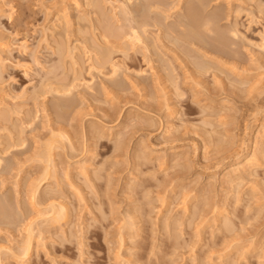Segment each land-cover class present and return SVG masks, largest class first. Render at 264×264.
Here are the masks:
<instances>
[{
  "label": "rangeland",
  "instance_id": "1",
  "mask_svg": "<svg viewBox=\"0 0 264 264\" xmlns=\"http://www.w3.org/2000/svg\"><path fill=\"white\" fill-rule=\"evenodd\" d=\"M94 1L101 3V12L108 16L117 0ZM118 1L130 5L127 0ZM161 1L165 9L171 7L169 13L152 10L153 0L131 2L135 11L131 18L151 24L144 36L152 52L137 43V48L134 45L126 53L120 42L116 45L111 39L106 44L108 40L102 38L99 28L100 11L87 6L85 0H0V113L7 118L5 122L0 117L1 264H264V145L259 167L243 175V180L229 186L221 179L224 169L250 153V140L264 126V51L259 49H264V0H205L203 8L199 0ZM118 4L114 6L122 7ZM188 10H197L200 24L207 17L215 20V34L205 36L206 49L184 38L178 39L179 47L174 44L177 34L173 36L170 30L181 33L177 19ZM111 15L108 18L114 27L122 26L123 19L127 24L126 19H131L121 15L116 20ZM153 20L160 26L154 27ZM234 23L242 38L228 33ZM155 43L158 48H153ZM59 44H63L65 54ZM67 46L72 47L68 50L76 54L74 57L65 56ZM107 47H113V61L123 66H118L120 71L115 76L109 65L101 68L102 73L92 67L98 56L89 50L107 51ZM62 60L67 65L62 67ZM196 64L212 69L208 67L203 76L198 71V75ZM52 68H56L54 72ZM74 81L83 83L74 84L67 96L50 93L49 87H74ZM84 81L92 82L91 90ZM21 93L23 97H19ZM37 97L41 99L34 103ZM61 130L71 140H61L56 146L53 158L57 168H50L55 176L50 174L51 178L42 180L38 194L39 202L66 205L67 217L54 226L39 218L37 209L42 207L32 204L26 188L44 176L48 163L39 158L46 153L44 145L52 138L48 136ZM80 164H87L88 170ZM204 208L210 209L208 214ZM126 213L133 215L132 221L139 220L133 222L135 229L129 224L128 231L133 232L124 229L126 222L132 224ZM226 218L233 231L225 230ZM29 221L34 227L38 223L39 230L35 231L33 251L23 262L20 244L32 224ZM121 236L125 238L123 244ZM7 249L21 250L15 252L19 257Z\"/></svg>",
  "mask_w": 264,
  "mask_h": 264
},
{
  "label": "bare ground",
  "instance_id": "2",
  "mask_svg": "<svg viewBox=\"0 0 264 264\" xmlns=\"http://www.w3.org/2000/svg\"><path fill=\"white\" fill-rule=\"evenodd\" d=\"M104 1V0H103ZM118 1V0H117ZM117 1H115L116 3H113L114 5L115 4H118L119 3V1L117 2ZM122 1V0H121ZM133 0H127V3L128 4H130L131 5V2H132ZM142 1V0H141ZM184 1V0H183ZM189 1V0H188ZM204 1L205 0H199L198 2H199V4H200V6L203 8V6H204ZM85 2H86V5L87 6H92V8H93V6H94V8L97 10V12H99L98 14H99V28H101V30H102V38H104V39H106V40H108L107 42H106V44H108L109 45V43H111V39H113L114 40V42L115 43H117L116 45H119L118 43L120 42V44H122V45H120L121 47H122V49L124 50V51H126V53H127V50H130L131 49V47L133 46V47H135L136 46V44L137 45H139V44H143L145 47H143V49H146L145 51L146 52H149V51H151L150 49H149V43L148 42H145L146 41V38L145 37H147V36H144V35H146V33H147V30H146V27L148 28V26H150L151 24H149L148 23V21L147 20H142V21H136L135 20V18H131V14H134L135 13V11L130 7V5L128 6L127 4L125 5L124 4V6H123V3L122 4H118V6L120 5H122V7H117V5L116 6H114V5H111L112 6V8H110L111 10H112V15H113V18H116V20H118V18H119V16H121V15H124V17L126 16L127 17V15L131 18V19H129V18H127L126 19V22H128V24L127 23H124L125 21V19H123V21H122V26H116V27H114V25H112L113 23H111V19H109L108 18V16H110V15H105L104 13H102L101 12V8L102 7H100L101 6V3L99 2V1H94V0H85ZM110 2V1H109ZM135 2H136V0H135ZM105 3V2H104ZM108 2H106V4H107ZM137 3V2H136ZM83 4V3H82ZM85 4V3H84ZM105 4V6L106 7H108L109 6V3H108V5H106ZM110 4H111V2H110ZM134 4V3H133ZM86 5H85V7H86ZM239 5V4H238ZM102 6H103V3H102ZM208 6V5H207ZM145 7V6H144ZM149 7V6H148ZM167 7H169V6H167ZM118 8H121L122 10H117ZM171 8V7H170ZM165 9L164 7H163V5H162V1L161 0H153V2H151V9L152 10H156L157 12L158 11H160V13L158 12V14H164V13H169V11L171 10V9ZM150 9V8H149ZM198 9H201L200 7L198 8ZM238 9V8H237ZM89 10H90V8H89ZM107 10V9H106ZM184 10V9H183ZM190 10V9H189ZM188 10V12H187V14L186 15H182V16H178L179 18L177 19V23H176V25H178V28H179V30H181V33H179L178 31H176V30H174V29H171L170 31H171V33H170V31H169V33L170 34H174V33H176L177 34V37L175 38V41H174V44L176 45V46H178L179 44H178V42H180V41H178V39H181V38H184V39H188V40H191V42L192 43H194V44H197L198 46H201V47H199V48H202V49H206V47H207V40L205 39V36L207 35V34H213L214 33V24L213 23H215V20H214V18H212V17H207L206 19H205V21H203V24H200V22L198 21L197 22V20H196V17H197V10H191V11H189ZM233 10V9H232ZM93 11H94V9H93ZM199 11V10H198ZM80 12V11H79ZM95 12V11H94ZM96 12V13H97ZM137 12V11H136ZM182 12V11H181ZM234 12V11H233ZM96 13H95V15H96ZM150 13V12H149ZM183 13V12H182ZM235 13H237V11L235 12ZM234 13V14H235ZM59 14V13H58ZM65 14V13H64ZM94 14V13H93ZM130 14V15H129ZM203 14H205V13H203ZM238 14V16H239V12L237 13ZM241 14V13H240ZM65 15H67V14H65ZM80 15V14H79ZM82 15V14H81ZM111 15V16H112ZM236 15V14H235ZM234 15V16H235ZM59 15H57V17H58ZM61 16H62V14H61ZM165 16V15H164ZM166 16H168V14L166 15ZM165 16V17H166ZM170 16V15H169ZM168 16V17H169ZM67 17V16H66ZM98 17V16H97ZM132 17H133V15H132ZM173 17V16H172ZM236 17H237V15H236ZM61 19V17H58V19ZM64 18V17H63ZM86 18V17H85ZM145 18H146V16H145ZM167 18V17H166ZM165 18V19H166ZM94 19H96V18H94ZM98 19V18H97ZM96 19V20H97ZM129 19V20H128ZM153 19V18H152ZM164 19V18H163ZM164 19V20H165ZM168 19V18H167ZM166 19V20H167ZM57 20V19H56ZM86 20V19H85ZM115 20V19H114ZM115 20V21H116ZM141 20V19H140ZM61 21V20H60ZM66 21H67V19H66ZM66 21L65 22H63V23H66ZM87 21V20H86ZM92 21V20H91ZM90 21V22H91ZM154 21V20H153ZM59 21H57V23H58ZM119 22V21H118ZM157 24H155V23ZM153 23H154V27H157L158 25L160 26V22H158L157 20H155ZM234 22V21H233ZM59 23H61V22H59ZM70 23V22H69ZM114 23H116V22H114ZM167 23V22H166ZM71 24V23H70ZM118 24V23H117ZM121 24V23H120ZM61 25H62V23H61ZM66 25V24H65ZM94 25H95V23H94ZM236 24L234 23V25L232 26V29H229V31H228V33H231V35L235 38V37H239V35L241 36L240 38H242V35L241 34H239L240 33V31L238 30V28L235 26ZM158 26V27H159ZM238 26V25H237ZM151 27V26H150ZM149 27V28H150ZM67 28V27H66ZM92 28V27H91ZM242 29V28H241ZM92 30V29H91ZM162 30V29H161ZM89 31V30H88ZM94 31V30H93ZM66 32H67V30H66ZM78 32V31H77ZM82 32H84V31H82ZM100 32V31H99ZM85 33V32H84ZM95 33V32H94ZM82 34V33H81ZM215 34V33H214ZM213 34V35H214ZM93 35V34H92ZM171 35V36H172ZM223 35H224V33H223ZM230 35V36H231ZM264 35V34H263ZM262 35V36H263ZM47 36V35H46ZM53 36V35H52ZM171 36H170V38H171ZM173 36H175V35H173ZM261 36V37H262ZM54 37V36H53ZM94 37V36H93ZM155 37H157L158 38V36H155ZM167 37V36H166ZM245 37V36H244ZM99 38V37H98ZM263 39H264V36L262 37ZM45 39H47V38H45ZM55 39V38H54ZM86 39V38H85ZM95 40H96V38H94ZM153 39V38H152ZM183 39V40H184ZM218 39V38H217ZM247 38L245 37L243 40H246ZM50 40V39H49ZM56 40V39H55ZM63 40V39H62ZM81 40V39H80ZM91 40V39H90ZM157 40V39H156ZM160 40V39H159ZM172 40V39H171ZM54 41V40H53ZM65 41V40H64ZM67 41V40H66ZM94 41V40H93ZM98 41V40H97ZM105 41V40H104ZM116 41H118V42H116ZM154 41V40H153ZM152 41V42H153ZM241 41V40H240ZM46 42H48V41H46ZM58 42V41H57ZM87 42V41H86ZM109 42V43H108ZM162 42V41H161ZM168 42V41H167ZM54 43V42H53ZM67 43V42H66ZM65 43V44H66ZM71 43V42H70ZM85 43V42H84ZM95 43H96V41H95ZM115 43H113V44H115ZM157 43V42H156ZM156 43L154 44V47L153 48H158V46H155L156 45ZM160 42L158 41V44H159ZM246 43H249L250 45H251V43L252 42H246ZM263 43H264V41H263ZM69 44V43H68ZM74 44H76V42L74 43ZM83 44V43H82ZM81 44V45H82ZM98 44H100V42L98 43ZM97 44V45H98ZM184 44V43H183ZM254 44V43H253ZM260 44V43H259ZM79 45V44H78ZM88 45V44H87ZM112 45V44H111ZM110 45V46H111ZM135 45V46H134ZM162 45V44H161ZM186 45V44H185ZM255 45V44H254ZM263 44L261 43V46L260 47H263L262 46ZM59 46V49L62 51L61 53L62 54H65L64 52H65V49H64V46H63V44L62 45H58ZM62 46V47H61ZM73 46H75V45H73ZM85 46V45H84ZM84 46H82V47H84ZM93 46V45H92ZM94 46H96V45H94ZM99 46H101V45H99ZM107 46V45H106ZM119 46V47H120ZM142 46V45H141ZM151 46H153V44H151ZM196 46V45H195ZM227 46V45H226ZM256 47H258V45H255ZM1 47V46H0ZM120 47V48H121ZM132 47V49H134ZM164 47V46H163ZM173 47H175V46H173ZM179 47V46H178ZM234 46H231V48H233ZM255 47V48H256ZM2 48V47H1ZM56 48V47H55ZM68 48H69V46H67V53H66V55L65 56H67V54H70V55H72L73 56V54L71 53V51L70 50H68ZM72 48V47H71ZM71 48H69V49H71ZM85 48H87V49H90V48H88V47H85ZM114 48H116L115 47V45H114ZM119 48V49H120ZM136 48H137V46H136ZM198 48V47H197ZM254 48V47H253ZM75 49V48H74ZM87 49H85V50H87ZM112 49H113V47H107V51H106V48H104V49H102V50H98V51H96V48L94 49H92L91 48V50H89V52H90V54H92V52L95 54L94 56L96 57V55L98 56V59L97 58H95V61H97L96 63L94 62V64H93V62H91V60L93 61V59H94V57H93V59H91V60H89V62H91L92 64H93V66L92 67H94V69H97V71L99 72L100 71V73H102L103 71H101V68H105V66L106 65H109L110 66V69L112 70V72L114 73H112L114 76H115V74H119V71H118V69L121 67V65L118 63H116V61L114 60L113 61V59H112V56H111V54H113V53H111V51H112ZM121 49V50H122ZM131 49V50H132ZM169 49V48H168ZM259 49H261V50H263L264 51V49L263 48H259ZM3 50V49H2ZM5 50V49H4ZM60 50H58V52H60ZM83 51H85L84 50V48L82 49ZM95 50V51H94ZM111 50V51H110ZM115 50V49H114ZM123 50H122V52H123ZM149 50V51H148ZM156 50H158V49H156ZM163 50H164V48H163ZM232 50V49H231ZM74 51H76V49L74 50ZM117 51V50H116ZM115 51V52H116ZM170 51V50H169ZM178 51V50H177ZM57 52V51H56ZM70 52V53H69ZM77 52V51H76ZM79 52V51H78ZM96 52V53H95ZM152 52V51H151ZM200 52V51H199ZM198 52V53H199ZM203 52H205V51H203ZM208 52V51H207ZM3 53V52H2ZM60 53V54H61ZM74 53V52H73ZM124 53V52H123ZM165 53V51L163 52V54ZM80 54V53H79ZM129 54V53H128ZM152 54V53H151ZM160 54H162V53H160ZM172 54V53H171ZM205 54V53H204ZM59 55V54H58ZM76 54L74 53V56H75ZM88 55H89V53H88ZM93 55V54H92ZM114 55V54H113ZM126 55V54H125ZM206 55V54H205ZM208 55V54H207ZM64 56V57H65ZM72 56H70L69 57V59L71 58V61H72ZM73 56V57H74ZM84 57H87V55L85 56V55H83ZM154 56V55H153ZM158 56V55H157ZM168 56V55H167ZM202 56V55H201ZM1 57V56H0ZM63 57V56H62ZM90 57V56H89ZM164 57V56H163ZM166 57V56H165ZM164 57V58H165ZM175 57V56H174ZM203 57V56H202ZM236 57V56H235ZM83 58V57H82ZM92 58V57H91ZM204 58V57H203ZM208 58V57H207ZM67 59H68V57H67ZM85 59H87V58H85ZM97 59V60H96ZM166 59H168L167 57H166ZM174 59H176V58H174ZM202 59V58H201ZM204 59H206V58H204ZM1 60V59H0ZM65 60H66V58H65ZM74 60V59H73ZM211 60V59H210ZM63 61V63H60L61 64V66H62V64L64 65V64H66L65 62H64V60H62ZM86 61V60H85ZM170 61V60H169ZM168 61V62H169ZM59 62H61V61H59ZM74 62L76 63L77 61H75L74 60ZM73 61H72V63H74ZM79 62V61H78ZM195 62H196V60H195ZM200 62V61H199ZM210 62V61H209ZM1 63H3V62H1ZM121 63V62H120ZM170 63V62H169ZM168 63V64H169ZM216 63V62H215ZM77 64H79V63H76V65ZM85 65H86V63H84ZM171 64V63H170ZM201 64V63H200ZM200 64H196V70H197V74L200 72V74L202 75H204V73H205V75H206V73H207V71H209V69L211 70L212 68H210L209 67V65H210V63H209V65L207 66H203V64L202 65H200ZM205 64V63H204ZM53 65V64H52ZM67 65V64H66ZM73 65V64H72ZM85 65H83V67L85 66ZM190 65V64H189ZM194 65V64H193ZM56 66V65H55ZM75 66V65H74ZM78 66V65H77ZM118 66H120V67H118ZM169 66V65H168ZM195 66V65H194ZM200 66V67H199ZM203 66V67H202ZM57 67H59V66H57ZM63 67V66H62ZM69 67V66H68ZM83 67H81V68H83ZM90 67V66H89ZM204 67H207V68H205V69H203ZM208 67H209V69H208ZM215 67V66H214ZM79 68V67H78ZM121 68H123V66L121 67ZM172 68V67H171ZM219 68V67H218ZM1 69H2V64H1ZM53 69H56V68H52L51 70H52V72H54L53 71ZM58 69H60V68H58ZM74 69V68H73ZM94 69H89L91 72L92 71H95L96 72V70H94ZM102 69V70H103ZM124 69H127V68H124ZM208 69V70H207ZM214 69V68H213ZM216 69V68H215ZM67 70V69H66ZM65 70V71H66ZM105 70V69H104ZM218 70V69H217ZM222 70V69H221ZM70 71V70H69ZM79 71H81V69L79 70ZM173 71V70H172ZM175 71V70H174ZM173 71V72H174ZM199 71V72H198ZM58 72H59V70H58ZM166 72V71H165ZM170 72V71H169ZM49 73H50V71H49ZM57 73V72H56ZM69 73V72H68ZM93 73V72H92ZM99 73V74H100ZM110 73V74H111ZM175 73V72H174ZM226 73V72H225ZM231 73V72H230ZM234 73V72H233ZM76 74V73H75ZM80 74V73H79ZM81 74H82V72H81ZM111 74V76L112 77H114L113 75ZM48 75V74H47ZM94 75V74H93ZM106 75V74H105ZM137 75H139V74H137ZM171 75H173V74H171ZM199 75V74H198ZM202 75V76H203ZM65 76V75H64ZM101 76H103L102 74H101ZM123 76V75H122ZM54 77H57V76H55L54 75ZM58 77H60V76H58ZM80 77H82V76H80ZM112 77H110V76H108V80L110 79H112ZM117 77V76H116ZM115 77V78H116ZM77 79V78H76ZM92 79H93V77H92ZM175 79V78H174ZM56 80V79H55ZM78 80V79H77ZM83 80V79H82ZM95 80V79H94ZM114 80V78L111 80V81H113ZM169 80V79H168ZM92 81V80H91ZM174 81H176V80H174ZM244 81V80H243ZM63 82V81H62ZM75 82V81H74ZM87 82H89V81H86V83H85V81H84V83L86 84V87H85V84H83L84 85V89L86 88L87 90H91L92 88L89 86V84L90 83H92V82H89V83H87ZM177 82V81H176ZM229 82V81H228ZM248 82V81H247ZM64 83V82H63ZM79 83V82H78ZM78 83H72V85L74 86V84H78ZM83 83V82H82ZM82 83H79L80 85L82 84ZM230 83V82H229ZM232 83V82H231ZM67 84H69V83H67ZM245 84H246V82H245ZM48 85V84H47ZM71 85V86H72ZM91 85V84H90ZM93 85V84H92ZM174 86L175 85H177V84H173ZM61 86V88L59 89V87H58V89H51L50 87H49V90H50V93L52 92V91H55V92H63V95L65 94V93H67L68 94V92L69 91H72V89L73 88H75L76 86H74V87H67V86H65V84H63V85H60ZM79 86V85H78ZM172 86V85H171ZM237 86V85H236ZM245 85H243L242 87H244ZM52 87V86H51ZM54 87V86H53ZM57 87V86H56ZM82 86H80V88H81ZM246 87V86H245ZM69 88L71 89V90H69ZM78 88V87H77ZM76 88V89H77ZM83 88V87H82ZM91 88V89H90ZM46 89H47V87H46ZM76 89H74V90H76ZM79 89V88H78ZM176 89H177V86H176ZM234 89V88H233ZM174 91H175V89H173ZM27 91V90H26ZM43 91L45 92L46 90H44L43 89ZM178 91H180L179 90V88L177 89V91H175V92H178ZM25 92V91H24ZM24 92H23V94H24ZM35 92V91H34ZM49 92V91H48ZM73 92V91H72ZM71 92V93H72ZM243 93H244V91H242ZM26 93V92H25ZM54 93V92H53ZM57 93H54V95L55 94H57ZM70 93V92H69ZM179 93V92H178ZM12 94V93H11ZM16 94V93H15ZM31 94V93H30ZM38 94V93H37ZM46 94H48V93H46ZM45 94V95H46ZM67 94H65L66 96H67ZM239 94V93H238ZM29 95V94H28ZM28 95H26V96H28ZM57 95H59V94H57ZM60 95H62V93L60 94ZM64 95V96H65ZM71 95V94H70ZM70 95H68V97L70 96ZM179 95V94H178ZM178 95H176L177 97H178ZM181 95V94H180ZM179 95V96H180ZM20 96H22V93H21V95L19 94V97ZM30 96V95H29ZM38 96V95H37ZM41 96V95H40ZM42 96H43V94H42ZM41 96V97H42ZM72 96V95H71ZM16 97H18V96H16ZM18 97V98H19ZM23 97V96H22ZM24 97H25V95H24ZM41 97L39 98V97H37V99H34V103H36L37 102V100H38V98L39 99H41ZM44 97V96H43ZM60 97H62V96H60ZM8 98V97H7ZM33 98H36V97H33ZM58 98V97H57ZM1 99V98H0ZM27 100V99H26ZM39 101V100H38ZM2 109V108H1ZM9 109V108H8ZM13 111H14V109H13ZM18 110H16V112H17ZM64 114V113H63ZM0 117L2 118V120L3 121H7V118H6V115L5 114H3L2 112L0 113ZM11 115V114H10ZM129 117V116H128ZM9 119H10V117H9ZM129 119V118H128ZM127 119V120H128ZM11 121V120H10ZM263 123V122H262ZM10 125V124H9ZM170 126V125H169ZM4 127H5V125H4ZM14 127V126H13ZM93 127V126H92ZM91 127V128H92ZM6 128H8L9 129V127H6ZM95 128V127H94ZM97 128V127H96ZM8 129H6V130H8ZM16 129V128H15ZM60 129V128H59ZM62 129V128H61ZM100 129V128H99ZM259 129V128H258ZM252 130V129H251ZM250 130V131H251ZM18 131H19V129H18ZM95 131V130H94ZM97 131V130H96ZM99 131V130H98ZM102 131V130H101ZM9 132V131H8ZM16 132V131H15ZM20 132V131H19ZM57 132V131H56ZM119 132V131H118ZM9 133H11V132H9ZM51 133V132H50ZM55 133V132H54ZM53 133V134H54ZM58 133V135L56 134L55 136L53 135V134H51V136H48L49 138L50 137H52L51 138V140H49L48 141V143H47V140H46V145H44L45 146V150L44 151H46V153H45V155L44 154H40L41 155V158H39L40 156H37L39 159H42V161L44 160V162H47L48 164H47V167L45 168V173H44V176H43V179H41L42 178V176L40 177V179H38V182H37V180H36V182L37 183H35V181L33 182V183H35V184H30L29 182V185H27L28 187L26 188V189H28L29 190V192H28V190H26V193L28 192V193H30L29 195L31 196V199L30 198H28V199H30V200H32L33 201V203L32 204H34V206H36L37 208L38 207H42V209L41 210H38L37 209V212H39V213H37V215H39L40 217L39 218H41V216L43 217L42 219L45 221H48V222H50V224L49 225H57V223L58 224H60V223H62L61 221H64V219L67 217V213H68V209L65 207L66 205L64 204L63 205V203L62 204H59V203H57V204H59V205H57L56 203H54V204H52L51 202H49L48 204H50V205H48L46 202H39V196H38V194H39V191H40V188H41V185H42V180L44 181V180H46V177L47 176H49L50 174H51V170H50V168L54 171L55 170V168H57L56 167V165L54 164V158L53 157H55L54 156V150H55V148L57 149V147H59L60 145H59V143H61V140L63 141L64 139H66L67 141H70L71 139H70V137L68 136V134L64 131L63 132V130H61V131H59V132H57ZM93 133V132H92ZM255 133H257V132H255ZM12 134V133H11ZM22 134V133H21ZM96 134V133H95ZM94 134V135H95ZM100 134H103V133H100ZM113 134V133H112ZM110 135V134H109ZM114 136V135H113ZM123 136V135H122ZM209 136V135H208ZM103 137H105V136H103ZM118 137V136H117ZM116 137V138H117ZM210 137V136H209ZM252 137V136H251ZM21 138V137H20ZM59 139V140H57V139ZM119 138H120V136H119ZM119 138H117V139H119ZM123 138V137H122ZM205 138H206V136H205ZM212 138V137H211ZM210 138V139H211ZM253 138V137H252ZM46 139H48V138H46ZM250 139V138H249ZM94 140V139H93ZM92 140V141H93ZM212 140H213V138H212ZM66 141V142H67ZM118 141H120V140H118ZM122 141H123V139H122ZM205 141V140H204ZM209 141V140H208ZM211 141V140H210ZM249 141V140H248ZM18 142V141H17ZM121 142V141H120ZM223 142V141H222ZM63 143V142H62ZM94 143V142H93ZM124 142H122V144H123ZM211 144H212V142H210ZM249 143V142H248ZM18 144V143H17ZM68 144L70 145V147L69 148H71V146H72V148L70 149L72 152H74L73 151V149H74V147H73V145H71L70 144V142H68ZM73 144V143H72ZM223 144V143H222ZM221 144V145H222ZM58 145V146H57ZM63 145V144H62ZM61 145V146H62ZM120 145H121V143H120ZM120 145H118V146H120ZM263 145H264V126L262 125L261 127H260V129H259V131H258V133H257V135H256V137H255V135H254V138L253 139H251L250 140V146L252 147V149H251V151H249L250 153L245 157V158H243V156L242 157H238L237 158V160H236V163H234L233 165H231V166H229V167H227L226 169H224V171H222V180L225 182V183H227V184H229V186H234L233 184H235V182H236V184H237V182L239 181V180H243L244 178V176L243 175H245V174H249V171H251L252 169H254V168H257V166L260 164V160H261V158L260 157H263V151H262V148H263ZM57 146V147H56ZM122 146H124V145H122ZM122 146H120V147H122ZM220 147V146H219ZM224 147V146H223ZM226 147H227V145H226ZM246 147V146H245ZM44 148V147H43ZM249 148V147H248ZM118 149H120L119 147H118ZM139 149V148H138ZM222 149V148H221ZM220 148H219V150H221ZM75 150V149H74ZM121 150H123L122 148L120 149V151ZM228 150V149H227ZM42 151V150H41ZM138 151V150H137ZM140 152H141V150H139ZM244 151V150H243ZM261 151H262V153H261ZM147 152V151H146ZM222 152V151H221ZM37 153V152H36ZM39 153V152H38ZM227 153H228V151H227ZM244 153V152H243ZM137 154L138 153H136V157H137ZM143 154V153H142ZM146 154V153H145ZM172 154V153H171ZM246 154V153H245ZM38 155V154H37ZM44 155V156H43ZM148 155V154H147ZM147 155H145V156H147ZM180 155V154H179ZM178 155V156H179ZM262 155V156H261ZM140 156V155H139ZM89 157V156H88ZM168 157V156H167ZM169 157H171V155L169 156ZM236 157V156H235ZM37 158V159H38ZM138 158V157H137ZM137 158H135L137 161H141L140 159H137ZM173 158V157H172ZM172 158H170V160L171 161H174V160H172ZM176 158V157H175ZM264 158V157H263ZM167 159H169V158H167ZM174 159V158H173ZM184 159V158H183ZM182 159V160H183ZM145 160V159H144ZM164 160H165V158H164ZM165 161H167V160H165ZM164 161V162H165ZM176 161H177V159H176ZM87 162V161H86ZM163 162V160L161 161V163H164ZM83 163V162H82ZM84 163H85V161H84ZM141 163V162H140ZM171 163V162H170ZM175 163V162H174ZM264 163V162H263ZM45 164V163H44ZM138 164H139V162H138ZM166 164V163H165ZM55 165V166H54ZM81 165V164H80ZM87 165V164H86ZM86 165L84 166L83 164L80 166V167H83V168H85V170H88V167H86ZM161 165V164H160ZM164 165V164H163ZM262 166V165H261ZM139 167V166H138ZM259 167V166H258ZM82 168V170L83 171H85L84 169ZM92 168V167H91ZM80 169V168H79ZM78 170V169H77ZM81 170V169H80ZM81 170V171H82ZM79 171V170H78ZM56 172V171H55ZM54 172V173H55ZM87 172V171H86ZM85 172V173H86ZM248 172V173H247ZM253 172V171H252ZM251 173V172H250ZM81 174H83V172L81 173ZM87 175H85L86 176V178H87V176H88V173H86ZM52 176L54 175L55 176V174H51ZM79 175V174H78ZM84 175V174H83ZM255 175V174H254ZM51 176V177H52ZM247 176V175H246ZM250 176H252V175H250ZM249 176V177H250ZM50 177V176H49ZM50 177V178H51ZM100 177V176H99ZM248 177V178H249ZM48 178V177H47ZM85 178V177H84ZM88 178H89V176H88ZM213 178V177H212ZM220 178V177H219ZM251 178V177H250ZM61 179V178H60ZM59 179V180H60ZM90 179H91V177H90ZM98 179V178H97ZM217 179V178H216ZM56 180V179H55ZM133 180V179H132ZM131 180V181H132ZM135 180V179H134ZM212 180V179H211ZM57 181V180H56ZM92 181V180H91ZM219 181H221V180H219ZM1 182V181H0ZM32 182V181H31ZM60 183H61V180L59 181ZM211 182V181H210ZM209 182V183H210ZM222 182V181H221ZM59 183V184H60ZM91 183H93V182H91ZM91 183H88V184H91ZM223 183V182H222ZM239 183H241V182H239ZM63 184V183H62ZM86 184V183H85ZM207 184V183H206ZM212 184H214V183H212ZM212 184H210V185H212ZM61 185V184H60ZM215 185V184H214ZM213 185V186H214ZM221 185V187H222V185L223 184H220ZM3 186V185H2ZM87 186V185H86ZM129 186H130V184H129ZM128 186V187H129ZM217 186V185H216ZM202 187H204V186H202ZM225 187H228V186H225ZM238 187V186H237ZM2 188V187H1ZM93 188H94V185H93ZM212 188H215V187H212ZM217 188V187H216ZM129 189V188H128ZM179 189H181V188H179ZM201 189V188H200ZM205 189V188H204ZM184 190H185V188H184ZM202 190V189H201ZM200 190V191H201ZM206 190V189H205ZM214 190V189H213ZM213 190H212V192H213ZM239 190V189H238ZM186 191H188V190H186ZM199 191V192H200ZM209 191V190H208ZM215 191V190H214ZM231 191H232V189H231ZM130 192V191H129ZM184 192V191H183ZM198 192V191H197ZM227 192V191H226ZM240 192V191H239ZM128 193V192H127ZM185 193V192H184ZM228 193H229V191H228ZM252 193H254L253 192V190H252ZM108 194H109V192H108ZM232 194V193H231ZM242 194V192H240V194L239 195H241ZM263 194H264V192H263ZM263 194H262V196H263ZM184 195V194H183ZM197 195V194H196ZM203 195H204V193H203ZM207 195H208V193H207ZM211 195V194H210ZM215 195V194H214ZM227 195V194H226ZM261 195V194H260ZM26 196H27V194H26ZM107 196V195H106ZM131 196V195H130ZM198 196V195H197ZM196 196V197H197ZM205 196V195H204ZM238 196V195H237ZM236 196V197H237ZM256 196V195H255ZM27 197H29V196H27ZM189 197H192V196H189ZM241 197V196H240ZM239 197V198H240ZM41 198V197H40ZM194 198V197H193ZM238 198V199H239ZM185 199H186V197H185ZM192 199V198H191ZM213 199H214V197H213ZM213 199H212V201H213ZM241 199V198H240ZM42 200V199H41ZM188 200V197H187V199H186V201ZM203 200V199H202ZM226 200H228V199H226ZM196 201V200H195ZM225 201V200H224ZM239 202H240V200H238ZM1 202V201H0ZM31 202V201H30ZM54 202V201H53ZM209 202V201H208ZM208 202H206V203H208ZM225 203H226V201H225ZM32 204H30V205H32ZM45 204H47V206L45 205ZM212 204V203H211ZM216 204V203H215ZM2 205V204H1ZM113 205V204H112ZM213 205H214V203H213ZM218 205V204H217ZM228 205V204H227ZM261 205V204H260ZM260 205H258L259 207H260ZM18 206V205H17ZM21 206V205H20ZM44 206V207H43ZM114 206V205H113ZM112 206V207H113ZM205 206V205H204ZM208 206V205H207ZM207 206H205V208L207 207ZM219 206V205H218ZM31 207V206H30ZM32 207H33V205H32ZM209 207H211V206H209ZM217 206H215V208H216ZM221 207V206H220ZM224 207V206H223ZM226 207V206H225ZM264 207V206H263ZM263 207H262V209H263ZM18 208H19V206H18ZM17 208V210H19L20 211V209H18ZM34 208V207H33ZM44 208V209H43ZM205 208H204V210H205ZM215 208L213 207V209L215 210ZM219 208V207H218ZM218 208H216V210L218 209ZM32 209V208H31ZM194 209V208H193ZM220 209V208H219ZM261 209V208H260ZM261 209V210H262ZM16 210V211H17ZM206 210H210L209 208L208 209H206ZM205 210V211H206ZM213 210V214H214V212L216 211H214ZM222 210H224V209H222ZM255 210V209H254ZM32 211H34V209L32 210ZM136 211V210H135ZM203 211V210H202ZM218 211V210H217ZM12 212V211H11ZM128 212V211H127ZM130 212V211H129ZM208 211H206V212H204V213H206V214H208L207 213ZM226 212V211H225ZM224 212V213H225ZM19 213V212H18ZM202 213V212H201ZM204 213H202V214H204ZM1 214V213H0ZM17 214V213H16ZM31 214H33V213H31ZM212 214V213H211ZM217 214H218V216H219V212H217ZM216 214V215H217ZM10 215V214H9ZM22 215V214H21ZM126 215H127V213H126ZM132 215V214H131ZM130 215V216H131ZM135 215V214H134ZM137 215V214H136ZM227 215V214H226ZM261 215V214H260ZM18 216V215H17ZM17 216H15V217H17ZM19 216H20V213H19ZM24 215H22V217H23ZM128 216V215H127ZM130 216H128L127 218V221H132L131 220V217ZM133 216V215H132ZM200 216V215H199ZM217 216V217H218ZM223 216V215H222ZM3 217V216H2ZM7 217H8V215H7ZM14 217V216H13ZM21 217V218H22ZM32 217H33V215H32ZM201 217V216H200ZM213 217H214V215H213ZM226 217V216H225ZM262 217V216H261ZM1 218V217H0ZM6 218V217H5ZM20 218V217H19ZM34 218V217H33ZM38 218V217H37ZM214 218H216V217H214ZM221 217L219 216V219L218 218H216V219H218L219 221L221 220L220 219ZM255 218H257V217H255ZM4 219V218H3ZM28 219H29V217H28ZM30 219H31V217H30ZM34 219H36V217L34 218ZM133 220H134V218H132ZM196 219V218H195ZM201 219V218H200ZM199 219V220H200ZM203 219V218H202ZM223 219V218H222ZM227 219V218H226ZM137 220V221H136ZM135 220V222H138L139 220L138 219H136ZM213 220V219H212ZM10 221H11V218H10ZM28 221V220H27ZM32 221H33V219H32ZM32 221H29V222H31L32 223ZM172 221V220H171ZM214 221H215V219H214ZM222 221V220H221ZM227 222H224V220H223V223H227L228 224V221H229V219H227L226 220ZM36 222H40V221H36ZM43 222V221H42ZM134 221H132V224L131 223H129V222H126L127 224H126V227H128V228H126L125 226H124V229L125 230H127L128 231V229H130V227H129V224H130V226L131 225H135L134 223H133ZM230 222V226H232L233 224H231V221H229ZM9 223V222H8ZM213 223V221L211 222V224ZM220 223V222H219ZM27 224H28V222H27ZM34 224L35 223H32V224H30V226H29V228H28V231H27V235L25 236V240H24V242L22 243L21 242V244H20V246H23V249H21L22 250V252H21V256H20V259L23 261V262H25V259L26 258H28L29 257V255L32 253V251H33V247H34V242H35V231L36 230H39L38 228H39V224L37 223L36 224V227H34ZM43 224H45V223H43ZM137 224V223H136ZM167 224V223H166ZM170 224H171V222H170ZM217 223H214V225H216ZM221 224V223H220ZM29 225V224H28ZM37 225H38V228H37ZM54 225V226H55ZM209 225V224H208ZM131 226L132 228H134L135 229V227L136 226ZM138 226V225H137ZM217 226V225H216ZM40 227H41V225H40ZM43 227V226H42ZM51 227H53V226H51ZM223 227V226H222ZM226 227V225L224 226V228ZM227 227L228 228H225V230L226 229H230V227H229V224L227 225ZM233 227V226H232ZM37 228V229H36ZM48 228V227H47ZM167 228H169V227H167ZM42 229V228H41ZM53 229V228H52ZM47 229L45 228V231H46ZM50 230V229H49ZM137 230H138V228H137ZM168 230V229H167ZM217 230V229H216ZM220 230V229H219ZM231 231H233L234 230V228L232 229H230ZM44 231V230H43ZM123 231V230H122ZM133 232V229L132 230H130V231H128V232ZM135 231V230H134ZM228 231V230H227ZM136 232V231H135ZM137 232H140V231H137ZM136 232V233H137ZM228 232H230V231H228ZM227 232V233H228ZM200 234V233H199ZM131 235V234H130ZM216 235V234H215ZM132 237V236H131ZM123 239H125V238H123L122 236H121V241H122V243L121 244H123V242L125 241H123ZM23 241V240H22ZM0 248H2V247H0ZM22 248V247H21ZM19 250V249H18ZM17 249H16V251H14V250H11V249H7V250H5V251H8L10 254H13V256H16L17 254L15 253V252H17L18 251ZM21 250H19V251H21ZM2 251H4V249L2 248V250H1V252ZM13 251V252H12ZM0 252V253H1ZM18 255H19V252H18ZM17 255V256H18ZM12 256V257H13ZM243 256H246V255H244L243 254ZM19 257V256H18ZM3 260V258L1 259V256H0V264H1V261ZM129 263H131V262H129ZM24 264V263H23ZM26 264V263H25Z\"/></svg>",
  "mask_w": 264,
  "mask_h": 264
}]
</instances>
